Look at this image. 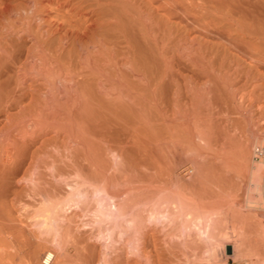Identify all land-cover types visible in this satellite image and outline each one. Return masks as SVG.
Instances as JSON below:
<instances>
[{"label":"bare ground","instance_id":"1","mask_svg":"<svg viewBox=\"0 0 264 264\" xmlns=\"http://www.w3.org/2000/svg\"><path fill=\"white\" fill-rule=\"evenodd\" d=\"M30 215L42 264H264V0H0V264Z\"/></svg>","mask_w":264,"mask_h":264},{"label":"rangeland","instance_id":"2","mask_svg":"<svg viewBox=\"0 0 264 264\" xmlns=\"http://www.w3.org/2000/svg\"><path fill=\"white\" fill-rule=\"evenodd\" d=\"M244 178L246 179V180H244ZM250 180V177H249V175H247L246 177H243L242 178V180H241V178H240V181H241V183H240V185H239V183L238 184H236V185H239L241 188H240V190H239V186L237 187L238 189H236V186H235V188H233L232 190L234 191V198H235V203L237 204L238 203V205H237V208L239 207L240 209H238V210H242L241 212L242 213H246V212H250V211H253V210H251V209H248V211H247V207L246 208H244L246 205H244V204H246V200L244 199V198H246V193L245 192H247V190H248V188L247 187H250V186H252L251 184V182L249 181ZM247 183H246V182ZM250 182V183H249ZM244 183H246V184H244ZM244 184V185H243ZM246 185V187H244ZM249 185V186H248ZM245 188V189H244ZM235 189V190H234ZM245 191H244V190ZM237 190H238V192H237ZM236 191V192H235ZM240 191V192H239ZM236 193V194H235ZM237 193H238V195H237ZM245 196V197H244ZM241 200H243L244 202H242ZM241 202H242V204H241ZM240 204L242 205V206H240ZM244 209V210H243ZM246 209V210H245ZM250 210V211H249ZM261 211V210H260ZM259 211V212H260ZM255 212V214L256 215H258V211L256 210H254L253 212H250L251 213V215H253V213ZM243 214V215H244ZM32 215H30V216H26V217H22V219H20L21 221V223L23 224V226H24V228H28V229H32V231L34 230V236L33 235H30V234H28V232H26L27 234L26 235H24V237H21V239H19V240H17V242H15L14 241V243H12V242H10L11 244H9V246L8 247H10V245H11V247L10 248H8L7 247V251L9 252V256L10 257H12L13 256V258L16 260L15 261V263L14 264H19L20 262V264H22V262H23V264H31V261H30V259H31V257H30V254H31V252L33 251V250H35V251H37V256H36V258H35V261H34V263L33 264H42V258H43V255H41V253L42 254H44V253H46V252H48V251H51V252H56L57 250H56V248H55V245H54V243H53V239L51 240V238H47V237H44V236H42L41 234H40V232L38 231V230H35V228H34V225H33V223H35L36 221H35V218H33V216L31 217ZM247 216V215H246ZM239 217H240V215H239ZM242 217V216H241ZM255 217H257V216H255ZM250 218H254V215L253 216H250ZM250 218H249V222H250V224L252 223V222H254L255 220H252V221H250ZM34 219V220H33ZM258 221V219L256 220V222ZM29 223V224H28ZM253 224L255 225V226H253ZM253 224H251L252 225V228L254 227V228H256V226H257V223H253ZM27 225V226H26ZM30 226V227H29ZM34 229H33V228ZM39 232V233H38ZM43 237V238H39V237ZM35 238V239H34ZM12 240V239H11ZM20 241V242H19ZM44 241V242H43ZM48 241V242H47ZM50 243V244H49ZM40 245H41V247H40ZM32 246V247H31ZM53 246V247H52ZM33 248H35V249H33ZM33 249V250H32ZM38 249V250H37ZM72 248H69V251H71L70 253H73V249L71 250ZM40 251V252H39ZM235 252H234V250H233V247L232 246H226L225 248H224V250H218V252H217V255H218V257H217V262L215 263V264H243L242 262H239L238 260H236L235 259V254H234ZM11 254V255H10ZM102 257V258H101ZM101 257H95V258H93L94 260H92L91 258V260L89 259V260H86V261H83L82 262V260H80V262L78 263V262H75V263H77V264H127L126 263V259L125 258H120V259H116L115 257L113 258H106V259H104V257H103V255L101 256ZM123 257H125V256H123ZM87 259V258H86ZM123 259H125V260H123ZM85 260V259H84ZM201 261V263L202 264H209V262L204 258H201L200 259ZM193 262V261H192ZM192 262H190L189 264H194V262L192 263ZM74 263V264H75Z\"/></svg>","mask_w":264,"mask_h":264},{"label":"built area","instance_id":"3","mask_svg":"<svg viewBox=\"0 0 264 264\" xmlns=\"http://www.w3.org/2000/svg\"><path fill=\"white\" fill-rule=\"evenodd\" d=\"M46 264H48L46 261H45Z\"/></svg>","mask_w":264,"mask_h":264}]
</instances>
